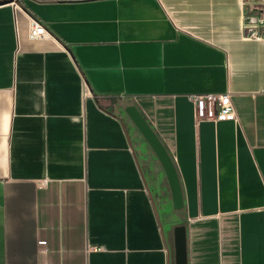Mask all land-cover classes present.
Segmentation results:
<instances>
[{
  "label": "crops",
  "instance_id": "obj_1",
  "mask_svg": "<svg viewBox=\"0 0 264 264\" xmlns=\"http://www.w3.org/2000/svg\"><path fill=\"white\" fill-rule=\"evenodd\" d=\"M0 1V264H174L124 101L174 159L189 264H264L262 0Z\"/></svg>",
  "mask_w": 264,
  "mask_h": 264
},
{
  "label": "water",
  "instance_id": "obj_2",
  "mask_svg": "<svg viewBox=\"0 0 264 264\" xmlns=\"http://www.w3.org/2000/svg\"><path fill=\"white\" fill-rule=\"evenodd\" d=\"M2 2L4 1H0V3ZM125 110L159 158L169 181L174 208L183 209L182 185L172 155L136 104L127 105ZM174 247L175 264H189L187 226L185 224L174 227Z\"/></svg>",
  "mask_w": 264,
  "mask_h": 264
},
{
  "label": "rangeland",
  "instance_id": "obj_3",
  "mask_svg": "<svg viewBox=\"0 0 264 264\" xmlns=\"http://www.w3.org/2000/svg\"><path fill=\"white\" fill-rule=\"evenodd\" d=\"M128 102L129 101H124L122 103H119L118 108L120 109L121 114L124 115V117L127 119L130 125L132 136L136 143L137 148L142 154H144L147 161L149 159L148 170L150 176L152 177L151 179L152 190L155 194L156 200L158 201V204H160L161 208L163 207V209L165 210L164 214H166L168 220H172L173 223L179 225V223L177 222H180V220H182L181 216H179L181 210L178 211V210H174L173 208L171 202V189L169 187L164 168L159 158L157 157L156 153L148 143V141L145 139V137L142 135V133L139 131L135 123L132 121V119L129 117L126 110L124 109V106ZM174 255H175V251L173 247V261H174Z\"/></svg>",
  "mask_w": 264,
  "mask_h": 264
},
{
  "label": "built area",
  "instance_id": "obj_4",
  "mask_svg": "<svg viewBox=\"0 0 264 264\" xmlns=\"http://www.w3.org/2000/svg\"><path fill=\"white\" fill-rule=\"evenodd\" d=\"M261 2L264 9V0ZM15 5L19 7L17 3ZM30 35L33 38L52 36L45 25L34 17L31 18ZM190 98L195 104L198 119L231 120L237 118L229 92L192 93Z\"/></svg>",
  "mask_w": 264,
  "mask_h": 264
}]
</instances>
